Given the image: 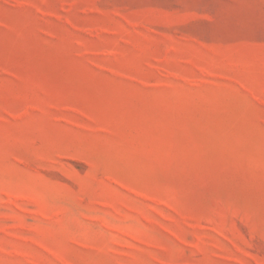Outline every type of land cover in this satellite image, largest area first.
Segmentation results:
<instances>
[{
	"label": "rangeland",
	"instance_id": "obj_1",
	"mask_svg": "<svg viewBox=\"0 0 264 264\" xmlns=\"http://www.w3.org/2000/svg\"><path fill=\"white\" fill-rule=\"evenodd\" d=\"M0 264H264V0H0Z\"/></svg>",
	"mask_w": 264,
	"mask_h": 264
}]
</instances>
